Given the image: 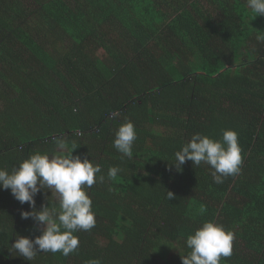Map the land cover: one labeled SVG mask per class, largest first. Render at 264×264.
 Returning <instances> with one entry per match:
<instances>
[{
    "label": "trees",
    "instance_id": "1",
    "mask_svg": "<svg viewBox=\"0 0 264 264\" xmlns=\"http://www.w3.org/2000/svg\"><path fill=\"white\" fill-rule=\"evenodd\" d=\"M258 37L264 16L246 0H0V168L63 138L104 177L88 189L96 224L76 233L78 249L31 262L10 249L17 235L41 234L21 218L32 209L0 188V264H182L187 236L207 220L234 232L221 264H264ZM126 120L137 132L131 158L113 147ZM225 129L239 135V174L216 184L206 164H171L193 134ZM111 166L122 170L115 180ZM51 196L42 189L36 208Z\"/></svg>",
    "mask_w": 264,
    "mask_h": 264
},
{
    "label": "clouds",
    "instance_id": "2",
    "mask_svg": "<svg viewBox=\"0 0 264 264\" xmlns=\"http://www.w3.org/2000/svg\"><path fill=\"white\" fill-rule=\"evenodd\" d=\"M246 6L256 17L264 16V0H246ZM136 139L134 123L126 120L116 130L113 147L123 156L131 158ZM55 144L56 149L52 153L36 151L11 171L0 168V188L10 190L20 204H29L32 210L21 211V218L33 219L41 232L34 239L17 235L11 245V251L30 262L38 252L69 256L79 247L76 233L90 231L96 224L88 189L97 179L104 180L103 175L97 176L102 171L101 166L87 157L74 156V150L65 152L67 141L63 138H57ZM189 160L195 166L202 163L208 165L213 182L223 183L226 177L237 175L241 170L243 157L238 133L225 129L220 139L202 133L193 134L175 152L171 164L182 170ZM121 171L119 167L111 166L107 176L115 180ZM42 189L46 192L50 190L55 202L49 199L50 204L37 209L35 197ZM167 198L174 199V193L168 191ZM233 241V231L214 220H207L187 236L188 251L181 256L182 264H221L222 257L232 255ZM86 264H100V261L94 259Z\"/></svg>",
    "mask_w": 264,
    "mask_h": 264
},
{
    "label": "rangeland",
    "instance_id": "3",
    "mask_svg": "<svg viewBox=\"0 0 264 264\" xmlns=\"http://www.w3.org/2000/svg\"><path fill=\"white\" fill-rule=\"evenodd\" d=\"M159 131H162V130H159Z\"/></svg>",
    "mask_w": 264,
    "mask_h": 264
}]
</instances>
